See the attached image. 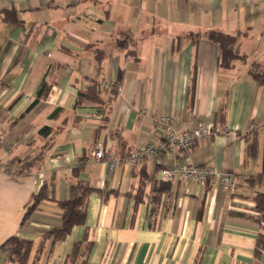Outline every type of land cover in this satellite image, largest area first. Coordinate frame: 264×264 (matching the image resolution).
I'll return each mask as SVG.
<instances>
[{
	"label": "crops",
	"instance_id": "crops-1",
	"mask_svg": "<svg viewBox=\"0 0 264 264\" xmlns=\"http://www.w3.org/2000/svg\"><path fill=\"white\" fill-rule=\"evenodd\" d=\"M9 10L19 22L4 18ZM209 30L240 33L245 58L222 67ZM253 62L264 67V0H0V244L32 240L26 264H79L66 256L84 234L85 264H264V253L254 255L261 224L249 217L251 197L264 192V177L249 180L264 170V85L249 72ZM105 79L115 87L101 86ZM42 80L50 90L36 102ZM91 82L102 103L76 105ZM163 113L178 116L179 132L199 122L220 129L197 141L192 159L228 173L233 192L185 179L153 201L160 169L178 151L160 147L112 170L92 156L98 142L119 154L154 141L151 119ZM80 161L77 178L95 188L85 223L45 240L36 256ZM50 181L54 199L24 220L31 195ZM0 264L16 263L0 250Z\"/></svg>",
	"mask_w": 264,
	"mask_h": 264
},
{
	"label": "trees",
	"instance_id": "trees-1",
	"mask_svg": "<svg viewBox=\"0 0 264 264\" xmlns=\"http://www.w3.org/2000/svg\"><path fill=\"white\" fill-rule=\"evenodd\" d=\"M5 19L11 20L13 22H19L16 13L12 10L5 11ZM240 33L232 35L223 33L217 30H209L206 33V38L214 43L219 50L220 65L222 67L228 68L233 65L236 59H244L245 56L239 53L238 42ZM198 39V38H197ZM195 39V40H197ZM251 76L261 85H264V67H261L259 63L253 62L249 68ZM193 89V86H192ZM50 90V85L42 80L40 87L36 93V102L44 99ZM102 87L97 82H91L86 86L84 90L78 91L76 97V105H81L86 101H91L95 103H102L103 99L101 97ZM106 118H104L105 120ZM40 134H48L50 132L49 126H43L39 130ZM254 145V143H253ZM40 156L34 157L32 160L24 163L28 169L34 166ZM264 163V158H263ZM83 162H79L76 168L73 169V174L76 177L74 182L69 186V196L65 199L56 200L61 209L60 222L46 229L42 234V241L38 245L36 256H38L43 249L44 241L51 239L52 242L58 241L66 237L70 233L71 229L75 225H83L86 218V206L88 197L95 188L87 180H80L77 178V174ZM264 177V170L262 173L256 176L250 177V181H255L256 179ZM154 186L156 184L153 181ZM146 177L141 176L140 181L137 186V200H142L145 192ZM53 182H44L40 189L31 195L30 201L26 206V211L24 214V220L37 208L38 204L45 199H54L53 194ZM169 189L168 182H158L154 189L158 194L153 197V201L159 200L162 192ZM254 202V214L249 217L255 222L261 224V230L258 232L254 245V255L259 256L264 253V192H257L253 197H251ZM32 240L21 238L17 235H12L8 237L4 242L0 244V250L4 252L8 259L15 262L16 264H26L30 251L32 248ZM91 248V242L87 240L86 235L72 244L70 251L68 252L66 259L70 262H78L79 264H85L87 260L88 253Z\"/></svg>",
	"mask_w": 264,
	"mask_h": 264
},
{
	"label": "built area",
	"instance_id": "built-area-1",
	"mask_svg": "<svg viewBox=\"0 0 264 264\" xmlns=\"http://www.w3.org/2000/svg\"><path fill=\"white\" fill-rule=\"evenodd\" d=\"M101 86L106 88L115 87L112 79H105ZM140 116L146 117V109H140ZM154 125V141L125 153H115L104 147L100 142L96 143L92 150V156L97 161H103L108 169L112 170L123 163L131 167L143 162L148 156H153L158 148H167L170 152L178 151V161L172 165L160 169L159 180L162 182L174 183L178 180L190 179L199 183H206L210 187L218 184L224 191L233 192L234 181L228 173L219 172L208 164H198L192 159V152L199 139L204 136L219 133L220 129L212 123L199 122L185 132H179L175 128L178 121L176 114L163 113L152 117ZM156 140L157 143L155 142Z\"/></svg>",
	"mask_w": 264,
	"mask_h": 264
}]
</instances>
